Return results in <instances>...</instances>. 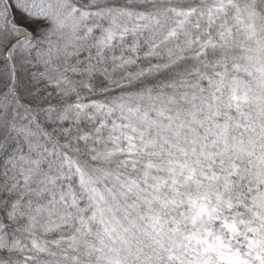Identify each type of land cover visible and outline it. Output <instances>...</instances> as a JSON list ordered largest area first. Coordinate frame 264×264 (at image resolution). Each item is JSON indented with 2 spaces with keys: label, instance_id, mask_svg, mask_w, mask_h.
<instances>
[{
  "label": "snow or ice",
  "instance_id": "1",
  "mask_svg": "<svg viewBox=\"0 0 264 264\" xmlns=\"http://www.w3.org/2000/svg\"><path fill=\"white\" fill-rule=\"evenodd\" d=\"M0 264H264V0H0Z\"/></svg>",
  "mask_w": 264,
  "mask_h": 264
}]
</instances>
